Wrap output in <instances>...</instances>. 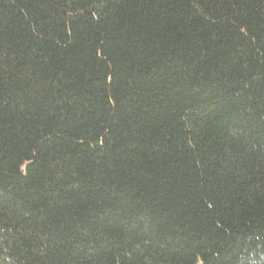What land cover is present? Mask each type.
<instances>
[{
  "label": "trees",
  "instance_id": "1",
  "mask_svg": "<svg viewBox=\"0 0 264 264\" xmlns=\"http://www.w3.org/2000/svg\"><path fill=\"white\" fill-rule=\"evenodd\" d=\"M0 264H264V0H0Z\"/></svg>",
  "mask_w": 264,
  "mask_h": 264
}]
</instances>
